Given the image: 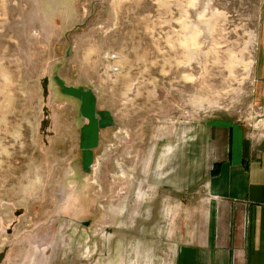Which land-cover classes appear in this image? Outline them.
Returning a JSON list of instances; mask_svg holds the SVG:
<instances>
[{"label": "rangeland", "instance_id": "374dc122", "mask_svg": "<svg viewBox=\"0 0 264 264\" xmlns=\"http://www.w3.org/2000/svg\"><path fill=\"white\" fill-rule=\"evenodd\" d=\"M263 117L264 0H0V264H178Z\"/></svg>", "mask_w": 264, "mask_h": 264}, {"label": "crops", "instance_id": "0c3cea01", "mask_svg": "<svg viewBox=\"0 0 264 264\" xmlns=\"http://www.w3.org/2000/svg\"><path fill=\"white\" fill-rule=\"evenodd\" d=\"M214 157L178 264H264V117L216 124Z\"/></svg>", "mask_w": 264, "mask_h": 264}, {"label": "trees", "instance_id": "16d2710c", "mask_svg": "<svg viewBox=\"0 0 264 264\" xmlns=\"http://www.w3.org/2000/svg\"><path fill=\"white\" fill-rule=\"evenodd\" d=\"M212 173L215 175L216 174V166L214 167V170H212Z\"/></svg>", "mask_w": 264, "mask_h": 264}]
</instances>
